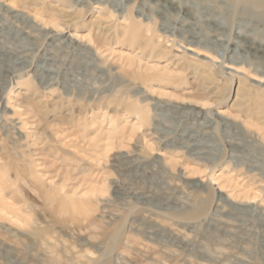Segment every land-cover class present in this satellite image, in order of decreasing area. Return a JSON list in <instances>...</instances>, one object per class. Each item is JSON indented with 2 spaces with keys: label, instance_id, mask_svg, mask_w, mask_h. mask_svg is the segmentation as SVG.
<instances>
[{
  "label": "rangeland",
  "instance_id": "374dc122",
  "mask_svg": "<svg viewBox=\"0 0 264 264\" xmlns=\"http://www.w3.org/2000/svg\"><path fill=\"white\" fill-rule=\"evenodd\" d=\"M173 1L0 0V264H264V7Z\"/></svg>",
  "mask_w": 264,
  "mask_h": 264
},
{
  "label": "bare ground",
  "instance_id": "6f19581e",
  "mask_svg": "<svg viewBox=\"0 0 264 264\" xmlns=\"http://www.w3.org/2000/svg\"><path fill=\"white\" fill-rule=\"evenodd\" d=\"M237 1V0H236ZM243 1V0H242ZM246 2L248 0H245ZM251 1V0H249ZM253 2H255V5H259L260 7H264V0H252ZM168 2H170V5H172V7L176 8L177 5L174 3L173 0H168ZM46 3V1H44V4ZM56 7V6H55ZM60 6H58L59 8ZM54 8V7H52ZM60 12H63L64 14H69L65 9L64 7L62 9H59ZM101 13V10L100 12ZM128 19L129 18H132V15L129 14L128 16ZM257 17H264V12H260ZM74 19V18H73ZM96 19L100 20L99 17H97ZM127 20V18L125 19ZM69 24H56V26H54V29L59 32L60 30H62L65 26H68ZM115 27V26H114ZM113 26H110V28H114ZM102 27H100L99 29L102 30L101 32H103V29H101ZM104 29L108 28V26H104L103 27ZM117 28V27H115ZM114 28V29H115ZM150 30L155 33L154 29L153 28H150ZM90 43H93L94 40H92L91 38L88 40ZM150 42V41H149ZM152 43H154V40H151ZM261 43V42H260ZM263 43V42H262ZM252 44V43H251ZM251 44L248 46V48H255V52H256V55H258L259 57L261 58H264V47H261V46H254L252 47ZM160 45V43H159ZM187 50H190V51H194L195 50L191 47H189ZM258 52H262V54H258ZM138 61H141V58H138ZM194 64L195 65L196 62L195 60H193ZM200 64V63H199ZM213 64V63H212ZM197 70V69H196ZM214 71V67H209L207 69L204 70V72H202V77L204 79L210 77ZM197 73V72H196ZM214 80V79H213ZM258 85H251V86H248L247 84H244L243 82L239 81V85L237 86V89H236V102L240 103V104H251L253 101H258V103H260L258 106H260L261 110H260V113H263L264 115V90L263 89H260L259 87H256ZM163 95H169V94H166V93H162ZM206 105V104H205ZM135 111L137 112V115L139 118L142 119V123L144 122H147L149 123V113L151 112L150 110V107H141L142 106V102L141 101H136L135 103ZM254 115V117H256L257 121L260 120V118L256 115V114H252ZM244 124H246L247 126H250V127H253L255 126L258 130V132H261L263 131V127H259L260 125H256L254 123V121H247L245 122ZM263 134V133H262ZM151 150H155V145L153 143H151V145L148 146ZM193 173H198V171H193ZM221 174H219L218 176H220ZM101 191V190H100ZM105 191H102L101 193H103ZM77 208L74 207L73 208V215L76 214L78 211H76ZM63 211H67V210H63Z\"/></svg>",
  "mask_w": 264,
  "mask_h": 264
}]
</instances>
